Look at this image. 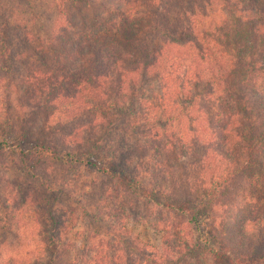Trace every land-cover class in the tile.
Here are the masks:
<instances>
[{
	"label": "trees",
	"instance_id": "16d2710c",
	"mask_svg": "<svg viewBox=\"0 0 264 264\" xmlns=\"http://www.w3.org/2000/svg\"><path fill=\"white\" fill-rule=\"evenodd\" d=\"M2 1L0 154L7 153L12 134L27 148L16 153L22 175L40 188L46 186L32 158L48 165L75 159L151 197L156 188L164 190L161 183L174 163L202 148L194 182L202 203L214 206L226 197L223 211L207 216L208 230L196 238L164 230L163 248L143 255L139 264H180L185 257L186 264H264V0H55L59 24L46 44L28 52L21 49L29 48L23 36L12 47ZM149 78L156 92L143 85ZM70 122L76 124L60 138L61 148L54 138ZM136 126L145 130L138 157L125 140L96 138L101 130L105 137ZM64 138L70 139L67 146ZM104 141L115 148L96 164L90 149ZM214 163L219 172L204 185ZM152 181L157 184L147 189ZM33 197L27 204L35 211L26 212L32 220L36 215L38 228L27 232L39 238L34 244L42 255L56 217L44 199ZM200 204L166 208L197 228ZM12 220L0 219V264L38 263L10 258H18L21 247L17 234L15 246L1 238L12 232ZM166 237L173 238L169 244ZM96 239L80 251L77 264H135L128 261L131 249L110 255L109 244Z\"/></svg>",
	"mask_w": 264,
	"mask_h": 264
},
{
	"label": "rangeland",
	"instance_id": "374dc122",
	"mask_svg": "<svg viewBox=\"0 0 264 264\" xmlns=\"http://www.w3.org/2000/svg\"><path fill=\"white\" fill-rule=\"evenodd\" d=\"M2 5L4 17L7 18L12 33V47L15 46L14 43L17 42L18 37L23 36L29 41V48L25 46L21 48L24 52L46 44L50 39L51 30L61 20L55 0H3ZM0 78H2L1 75ZM154 81L153 78H149L144 80L143 85L146 89L151 87L152 91L156 92L157 83ZM1 110L0 105V114ZM14 113L15 110L12 111L13 115ZM23 114L27 115V112H23ZM207 116L208 118L212 117L211 113ZM32 117H36L35 110L32 111ZM55 119L62 120L54 116L52 120ZM17 121L14 123L18 124L19 121ZM75 124L76 122H70L60 126L54 143L62 148L60 138L67 135ZM127 128L110 130L109 136L105 137H103L104 130H101L96 138H100V140L103 138L107 141L113 138L120 142L125 140L134 152V157H138L144 150L141 146L145 130L142 131L137 126L132 130L128 128V131ZM7 138V153L0 154V219L1 222L3 221L2 224L12 220L6 217L10 212H13L15 217L11 222V226L14 227L12 232H3L1 238H4L7 244L15 246L17 234L18 243L21 245L19 257L14 258L11 255L10 258L20 259L24 263L33 258L38 261L36 264H77L80 260V251L88 246L94 237L97 238L96 240H103L109 244L110 255H113L116 250H120L121 254L124 252L126 254L127 249H131L128 254L131 259L128 258V261L132 260L135 264H139L143 255L148 256L151 252H159L163 248L162 241L166 233L164 230L171 231L172 234L178 233L180 237L186 234L191 238L202 236L208 230L207 216H211L212 219L217 218L227 202L225 197L214 206L202 203L203 192L194 182L199 169L202 148H197L196 155L193 154L188 159L174 163V171L171 169L172 172L161 183V188L164 190L158 193L155 187L156 192H153L151 197L146 195L142 197L139 191L131 192L120 187L113 179L98 173L90 166L78 164L74 161L75 159H70L62 164L48 165L43 160L32 158V162L36 164L34 172L36 175L42 176L39 177V180L46 186L40 188V183L29 181L21 173V162L16 153L19 149L27 150V148L21 144L18 145L14 135L9 134ZM69 141L70 139H65L64 146L70 144ZM113 144L112 141L110 143L104 141L90 149L96 154V164H104L107 161L110 152L115 148ZM214 166L215 163L208 167L204 185H207L210 179L219 172V168L217 170ZM98 167L100 166L98 165ZM147 178L144 176L139 179L143 183L148 181ZM18 184H23L25 187L21 192L17 190ZM155 184L157 183L152 181L146 188L151 190ZM32 190L34 191L32 192ZM37 195L44 199L47 207L51 208L57 224L50 244L44 249L42 255H39L38 246L34 244L39 238L32 240L31 237L34 239L33 232H27L38 228V223L33 226L35 220L38 219L36 215L32 220V218H27L29 213L26 212L27 210L35 211L29 206L30 204H27V201L33 200V196ZM23 199L26 202L21 206ZM199 204H203L201 209L203 215L200 216L197 228L193 227L191 223L189 225L185 223L186 215L175 214L166 208V206L172 205L183 210ZM40 216L46 218L44 214ZM161 220L162 224H160ZM215 222L219 225L218 219ZM208 223H211V220ZM29 226L32 229H29ZM166 238H168L167 244L173 239L172 237ZM31 240L32 242H30ZM157 260H159L158 257ZM124 262L122 261L120 264ZM187 262L188 258L185 257L180 264ZM27 264L29 263L27 262ZM142 264H146V262ZM191 264H195L194 260L191 261Z\"/></svg>",
	"mask_w": 264,
	"mask_h": 264
}]
</instances>
